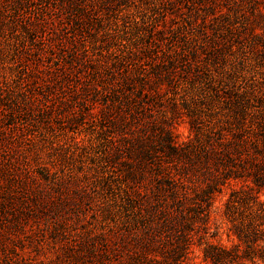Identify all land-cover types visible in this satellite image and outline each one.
<instances>
[{"label": "trees", "instance_id": "1", "mask_svg": "<svg viewBox=\"0 0 264 264\" xmlns=\"http://www.w3.org/2000/svg\"><path fill=\"white\" fill-rule=\"evenodd\" d=\"M71 1L81 17L85 4ZM189 2L202 26L190 36L186 30V47L165 46L160 25L152 24L147 37L138 34L93 65L102 160L122 165L124 215L100 230L56 227L54 264H187L195 245L208 264H264V94L236 81L234 62L226 67L232 57L264 60V0ZM176 83L193 97L187 111L175 103L170 113ZM25 104L15 102L10 116ZM185 116L191 134L179 143L173 126ZM41 174L49 181V172ZM225 187L232 245L210 239L211 210Z\"/></svg>", "mask_w": 264, "mask_h": 264}, {"label": "rangeland", "instance_id": "2", "mask_svg": "<svg viewBox=\"0 0 264 264\" xmlns=\"http://www.w3.org/2000/svg\"><path fill=\"white\" fill-rule=\"evenodd\" d=\"M81 1L80 17L69 0H0V264H54L59 225L76 233L122 221V165L102 160L104 133L94 116L100 105L89 89L93 65L119 54L138 34L147 37L152 24L160 25L165 46L180 47L186 30L190 36L202 26L189 0ZM250 57H232L226 67L234 62L236 81L262 95L264 60ZM173 88L168 110L176 103L187 111L192 90ZM15 102L26 104L11 117ZM187 121L173 126L179 143L190 137ZM230 192L225 187L211 210L216 236L210 239L225 245L235 241L224 214ZM187 264H208L203 246L193 247Z\"/></svg>", "mask_w": 264, "mask_h": 264}]
</instances>
